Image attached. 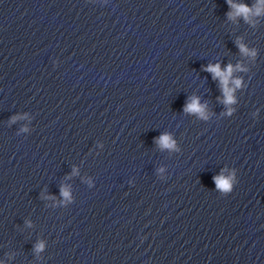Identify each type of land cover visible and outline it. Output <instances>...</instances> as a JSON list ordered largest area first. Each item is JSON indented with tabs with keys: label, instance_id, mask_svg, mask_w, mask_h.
<instances>
[{
	"label": "water",
	"instance_id": "water-1",
	"mask_svg": "<svg viewBox=\"0 0 264 264\" xmlns=\"http://www.w3.org/2000/svg\"><path fill=\"white\" fill-rule=\"evenodd\" d=\"M232 4L0 0V264H264V3Z\"/></svg>",
	"mask_w": 264,
	"mask_h": 264
},
{
	"label": "clouds",
	"instance_id": "clouds-1",
	"mask_svg": "<svg viewBox=\"0 0 264 264\" xmlns=\"http://www.w3.org/2000/svg\"><path fill=\"white\" fill-rule=\"evenodd\" d=\"M228 2H229L231 7L235 8L237 15L247 14L249 11L248 7L245 5H239V6L233 5L232 0H228ZM259 2L264 3V0H259ZM257 11L259 13V11H261V9L258 8ZM229 17L233 18L231 13L229 14ZM245 18L247 19L246 16H245ZM240 48H241L242 52L245 51V49L243 48L242 45H240ZM206 70L212 72L214 74V78L215 77H221L222 85L226 86L227 82H228V76L231 74L233 69H232V66L229 65L227 72H221L219 65H216V66L209 65ZM235 83L237 86H239V81H236ZM225 92H226V96H227V101L231 102V100H232L231 92L226 87H225ZM184 110H185V112L199 114V115L203 116L204 106L200 105L198 98L193 97L191 102L186 104ZM156 142L158 143V145L161 148L172 149L175 147V142L171 139L170 135L167 133L162 134L157 139ZM214 179L216 180L218 188L223 189V190H228L230 188V182L228 179H223V178H219V177H216ZM64 195H67V193L65 192ZM40 247H42V245Z\"/></svg>",
	"mask_w": 264,
	"mask_h": 264
}]
</instances>
